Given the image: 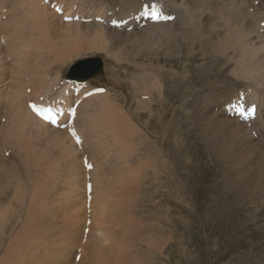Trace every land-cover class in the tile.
Listing matches in <instances>:
<instances>
[{
	"label": "bare ground",
	"instance_id": "1",
	"mask_svg": "<svg viewBox=\"0 0 264 264\" xmlns=\"http://www.w3.org/2000/svg\"><path fill=\"white\" fill-rule=\"evenodd\" d=\"M20 1L25 6H23L20 3ZM52 1H58V3L62 5V8L65 11L63 15H59L56 11L50 8L49 4L43 3V0H19L16 2L14 0H0V18H1L0 20V222L2 221L0 223V227L2 226V223H3V216L8 212V210L1 209V207H3L2 205H4L2 203L10 199L9 194L11 195V193L8 194L10 190V186H16L12 184V178L8 176L17 177L18 175L19 179H21L23 177L22 167H21L22 164H25L28 160H30L31 159L30 152H32V150H35V147L41 146L40 144L43 141H45L50 144H53L61 152L60 157L62 159L63 168L60 170H63V169L68 170L66 171L67 178H69V175H68L69 170L73 171V175L70 176V182L73 180L71 184V191L70 192L67 191V195L70 196V201L76 204L75 206L76 211H72V213H74L73 215L77 214V217L78 215L79 216L83 215L84 220L82 219L83 224H81L83 227L87 221L86 213L87 212L90 213L91 219H92V215L94 214V217H93L95 219L94 224L98 227L97 231L100 232V234L103 232L104 225L100 223V220L109 214L108 213L109 212L108 203L111 200L120 201L121 199L126 198L129 194L128 190L132 186L136 187L134 186V182L137 184L136 182L137 178L135 179L134 173L135 175L140 174L137 171H135L132 166V161H133L132 159H135V158H132V154L134 152L133 147H134V137H135L134 136L132 138V133L134 134L135 130L131 128L133 127L132 119H134V117L132 115L131 110H129V107L126 113L125 110L123 109L124 106H121L118 104L119 103L118 101L122 102V100L119 99L118 95H116L117 92L115 93L114 92L115 89L113 88L117 84L116 79H119L120 81L123 78L122 76H120V72L122 71L120 70L122 68L121 64L126 65V64H129L128 62H132L134 64V65L132 64L133 65L132 70H129L128 68L126 69L127 71L126 75L132 77L131 81H133V83L131 86H133L134 89L135 87L137 88V85L135 86V83L137 84L138 80H140V82L142 83L141 85L144 86V88H145V83L149 82L151 84L150 85L146 84L147 87L149 85V88L155 89V86H152L153 82H150L149 80L153 79V81L155 82V80H158L159 78H160L159 80H161L165 76V69H163L162 66L158 65L154 67L153 65H151V63L148 66H146L145 64L136 62L137 59H140L138 58L140 55L142 54L146 55V53H151L144 49L143 44H142L144 43L143 40L145 41V43L152 42L153 44H155L157 51L160 49V50H165L167 53H170L174 50L176 51L177 47L180 48V46L182 49L183 44L181 41H184L187 43V45H189V48H193L192 54H194V52L197 49L196 46H198L197 51L201 52L200 58H202L203 60L206 58L207 61L204 60L205 62H209L210 56H213L215 58L216 56H218L219 58L221 57L222 60L225 61L224 64L219 65L220 67L216 71V77L214 81L217 83L209 85L208 87L209 92L205 94H201L203 96V99L200 98V100L195 102L197 108L195 107L196 109H194L195 115L193 113L192 122L194 123L196 127L195 134L196 136L198 135L199 141L202 145V149L200 150L199 153L202 154V153L212 152V156L214 157L212 158V160L214 161V163H217L219 166L224 165L227 168L226 170H224L225 171L224 175H225V181H226L225 187L228 193V199H227V202H224L223 204H227L230 211L235 210L237 207L242 208L245 201H247L246 203H249L252 206L253 205L260 206L261 213L264 212V32L261 31V23L264 22V0H148V1L146 0H128V1L124 0L121 4L122 6H119V8L117 7L119 11H117V9H114V8L112 9L110 7L94 10V6H92L93 9L89 8V10H84L79 6L78 0H73L71 2H68L67 0H52ZM152 1H158L162 3L165 12L171 15H176L175 19L172 22L146 24L142 28H139L138 24L135 21H130V24L134 26L131 31H127L126 28H112L109 25H104L94 20L92 22H87V23H84L82 21L65 22L63 20L64 17L67 16V14L71 10H73L75 6H77L78 11L83 13L86 18L94 16V18L101 17L109 21L113 17H115L118 20H124V19L131 18L135 16L136 14H138L144 2L151 3ZM255 1L258 2L257 5L252 4ZM87 4L85 6H87ZM22 8L23 9L27 8L24 11L22 10L23 12L21 11L22 14L26 13L28 9L35 14L34 21L30 22L26 18H24V16L18 20L19 22L17 21L16 18L18 17L20 9ZM42 40L43 42H40ZM44 42L47 43V45L49 46V48L47 47L48 50L46 47H45L46 49L44 47H41L43 45H40V43L44 44ZM144 45H147V43ZM89 52L92 53L93 57L87 55V53ZM101 52H103L104 54L107 55V57L110 58L109 65H107L108 63L106 62L107 63L106 65L108 66V68L106 67L105 69H108V71H107V76L106 75L105 76H106V79L109 78L110 80L109 82H111L109 84H111V86L107 84L101 85L102 87L106 88V91L104 93H97L96 95L82 99L79 107L77 108L76 115L74 118V126L78 129V132L80 133V136H81L80 145H78L75 143L73 138L68 134V131L66 129L52 127L50 124H47L44 121L37 118L29 109L28 103L30 101H37L41 99L42 97L47 100H51L53 98L57 99L60 95H64L63 99L65 103L67 105H72L76 100L81 98L83 93L87 92L88 90L96 88L94 86H97V85L90 86L89 83H87L86 84L87 89L83 88L81 93L78 96H75L74 90L71 89L72 87H75V86H73V84L71 83H68L66 81L67 77H65L62 74L64 71V68L66 67L67 64H69L71 59H74V57L77 58V56H82V57L85 56L84 57L85 59L92 57L94 58V61H97L98 58L94 56H99V55H94V54L96 53L100 54ZM116 60H118V64L121 62L122 63L118 65L116 63ZM125 61L127 62L125 63ZM43 63L46 64L45 67L42 66L44 65ZM116 67L118 68L117 69L118 71L114 73ZM100 71H101V67L96 69L95 73L100 72ZM156 83H157L156 85L157 87L158 81ZM119 84L120 83H118V85ZM162 84L163 83H161L160 86H162ZM153 85H155V83ZM141 87L140 85H138V88H137L138 90L137 89L135 90L142 92L141 90H143V87L142 89H140ZM149 88H145L144 93H146V90ZM127 89L129 88L127 87ZM154 89H150V90L153 91ZM241 91H244L246 93L247 98L249 99V102L256 103L258 106L257 116L250 123L240 122L236 118L228 116L225 112V106L230 105L233 102V100L238 97ZM121 93H120V96H121ZM148 94L149 93H147V96H149ZM163 94L164 93H160V96H162V98H164ZM137 96H140V95H137ZM158 96H159V92H158ZM153 98L149 99L151 103H155V102H152ZM162 98H160L161 102L163 100ZM126 99H123V100H126ZM134 99L135 98L133 97L132 100L134 101ZM156 100L157 99L155 98L154 101ZM112 102H114V104ZM143 102L140 101L137 103L142 104ZM161 102H159V104ZM178 104L180 105V103ZM140 106L143 107L142 105ZM150 106L152 107V105H149V107ZM137 107L138 106H136V108ZM144 108L146 107L144 106ZM174 108L177 109L176 105ZM161 111H163V109ZM171 111H168V113L169 112L171 113ZM174 112L176 113L177 111L175 110L173 111V113ZM175 115L181 117L179 113ZM66 120H67V117H65L64 121ZM138 120H141L140 117H138ZM172 122H174V120ZM168 124L169 123H167V126ZM114 127H116L115 133H114V140H115V146H117L116 148L117 151H115V154H113L114 149L111 150V148H109L111 144L109 146V142L107 143L105 141V135L106 133H108L106 131ZM166 129L168 130V128ZM166 129L163 128L162 130L164 131L161 130L162 133L160 134L158 138V140H160L159 145H157L158 147L156 146L157 142L156 144L152 143L153 146L155 145L157 147V152L161 155V156L159 155L158 156L160 158L162 157V160L163 159L166 160L167 155H169L168 150H167L169 148L168 141H165V138L168 135L167 134L168 131ZM152 133L153 132L151 131V134ZM176 133H177L176 135H178V141H181L180 121L176 123ZM254 133L257 134V136H255ZM126 138H130V139L126 141L125 140ZM146 138H149V137H146ZM146 138H145V141L147 140ZM172 140H174L175 142L176 139H172ZM176 145L177 144H175L174 146ZM148 146L150 147V145ZM177 146H178L176 147L177 150L175 148L174 149H175L176 155H179V152L181 149V142L178 143ZM40 149L38 148L37 152H39ZM44 151H47V150H44ZM97 151H98V155L102 152L101 154L105 156L103 163L102 161H100L101 163L98 164L96 161H94L93 159H90L89 156L86 155L88 153L90 154V153H94ZM8 152H9V156H6ZM149 152L151 153L150 149H149ZM152 152L154 151L152 150ZM155 152H156V148H155ZM157 152L156 154H158ZM51 153L53 154V152ZM156 154H153V155L157 156ZM113 156L114 157L117 156V158L120 160L124 159V157L127 156V159L125 160L126 167H124L126 168L125 169L126 171H124V169L121 166H118L119 164H122L119 162H118V165L115 166V168H112L113 166H111V162H110L111 160H108V159H111ZM85 157L86 159L87 157L89 158L87 160H90V163H92L93 168H95L94 171L92 170L93 172L90 171V178H91L90 182L92 183V190L89 196L87 195V191H86L87 182L85 180V170L83 169V164H84L83 162H84ZM138 157H141V156H138ZM152 159L151 161H153ZM162 160L160 161L162 162ZM169 161L171 162V160ZM157 162L159 161H157V158H156L154 165L157 164ZM224 162H226V164ZM165 164L168 165L167 163ZM152 166L153 165H151V167ZM172 166H174V164ZM13 167L15 168V170ZM113 169H115L117 173V176L115 175L117 177V180L115 181L119 183L126 182L125 184L127 185V188H124L122 191H120L121 189L113 188L115 185V181L113 180L114 181L113 182L111 179L113 175L112 173L114 172ZM167 170L164 171V173L167 172ZM171 170H170V173H171ZM27 173L30 174L29 172ZM125 174L127 176H125ZM141 177L143 178V176ZM145 177H148V176L145 174L144 178ZM153 177L151 179H153ZM167 177L168 176H166V178ZM19 179H17V181H19ZM161 179H159V181ZM54 182H57V181H54ZM177 183L178 184L175 185L176 187L175 190L178 192L179 190H181L182 185L179 184V182ZM38 185L39 184H37V186ZM50 185L51 183L49 182V187ZM137 186H140V185L137 184ZM43 187L44 185H42V189ZM20 188L22 190L27 189L22 186ZM110 188L112 189L110 190ZM144 188L146 187L144 186L142 189ZM222 189L225 190V188H222ZM39 191L34 190L33 192L32 191L30 192H32L31 194L36 193L37 195ZM176 191L174 193H176ZM132 192H133V189H132ZM15 196L17 195L15 194L11 198L14 199L16 198ZM54 196L55 195L51 191V189L50 191L45 192L42 198H38L36 196L35 197L36 202L43 200L42 201L43 203L37 206V210L44 209V205H45L44 203H46L47 200L49 201L52 198H54ZM56 196H58L59 198V195H56ZM129 197H132V196L130 195ZM184 197L185 195L182 194V198ZM164 198H167V197H164ZM24 199L25 197H23V200ZM177 199H179V197L176 198V200ZM159 202L161 201L159 200ZM33 203H34V200L32 199L31 205H30L31 211L35 210L33 207ZM126 203H128V201H126ZM179 205L181 207V204ZM128 207L132 208V206H128ZM136 207L138 208V206ZM64 208L65 207L63 206V209ZM87 209L88 211L86 212ZM11 211H13V208ZM127 212L128 211H126V213ZM154 214L153 216L155 217ZM178 215L179 214H177V217ZM250 215L252 216V218H254L253 214H249V216ZM69 216L71 217V215ZM75 216L72 217L73 220L75 219ZM6 218L7 217H5V219ZM125 218H127V216H125ZM171 218L172 217H170V221L166 218L164 219L165 221L171 222ZM8 219H6V221ZM67 219H70V218H67ZM70 220H71V223H74L76 219L74 220V222H72V219ZM134 220L135 219H133L132 222H134ZM66 221H69V220H66ZM123 221H125V219ZM20 222L21 220L17 222L18 230L10 231V229L8 228L9 232H6L4 229V226L1 227L0 238H2L3 236L6 237V240L4 241L6 248L4 247V244H2L3 248H5V252L3 254V252L1 251L2 254H0V264H39L38 261H36V259L28 260L24 257L25 255L23 256L22 254V252L26 248L30 247L32 243H29L28 241V244H27L26 239H24L25 238L24 236L26 234L25 231L30 226V223L26 224V221H25L23 225H20L19 224ZM158 223L156 222V224ZM166 223L167 222H165V224ZM174 227H176V225ZM121 230L123 231V229ZM128 232L126 233L127 235H128ZM153 232L147 233L148 236L142 239L147 246L153 249H156L158 253L163 255L164 253L163 251H165L164 250L165 244L166 242H168L167 240H169L170 238L163 236V235L158 237L154 235ZM80 234H83V233H80ZM27 235H26L27 238L30 237ZM130 235L131 237L133 236L132 233ZM157 235L159 234L157 233ZM133 238L132 240H134ZM143 241L140 240V242H143ZM64 242L65 241H63V243ZM129 243H131V241ZM2 245H0V247ZM109 248L110 247L108 248L106 247L105 249L107 250ZM96 250H99V249H96ZM122 250L121 252H123ZM126 250H127V247H126ZM56 251H58V249ZM121 252L120 253L117 252L118 255L121 254ZM106 253H109V252H106ZM123 253L126 254L127 252L126 253L123 252ZM130 253L133 254L132 250L130 251ZM130 253H128L129 256L131 255ZM1 255H3V257ZM111 255H109V257ZM133 255H132L133 257L130 256L131 258L129 257L127 259H124V258L121 259L122 255L118 257L116 254L117 256L116 258L113 257L112 259H106V260L103 259V261L99 258V261L100 262L102 261L100 264H149L150 263V262L148 263L147 260L144 261L141 258H138V256L135 258V254ZM39 258H41V255ZM244 264H249V263L248 261H246L244 262Z\"/></svg>",
	"mask_w": 264,
	"mask_h": 264
},
{
	"label": "rangeland",
	"instance_id": "2",
	"mask_svg": "<svg viewBox=\"0 0 264 264\" xmlns=\"http://www.w3.org/2000/svg\"><path fill=\"white\" fill-rule=\"evenodd\" d=\"M14 1L16 2L19 0H14ZM67 1L71 2L73 0H70V1L67 0ZM78 1H79V6L82 5L81 7L84 10H89V8L93 9L92 6H94V9H97V7L98 8L110 7L112 9L114 8V9H117V11H119V9L117 7L122 6L121 4L124 0H82L86 4L89 3V4H87V6H85L86 4H84L81 0H78ZM20 3L23 6H25L21 1H20ZM251 3H250V5H251ZM252 4L257 5L258 2L255 1ZM88 5H89V7H88ZM112 5H113V7H111ZM26 9L27 8L20 9L19 15L20 14L21 15L20 16L18 15V17L16 18L17 21L20 18H22L23 16H24V18H26L30 22L34 21L35 14L33 12H31L29 9L27 10L26 13L22 14V12ZM40 42H43V40ZM143 42L144 43H142V44H143L144 49L147 50L148 52H151V53H146V55L145 54L140 55L138 57L140 59H137L136 62L145 64L146 66H148L150 63L154 67L158 66V65L162 66L163 69H165V76L161 80H159L160 78L158 80H155V82L153 81V79L149 80L150 82H153L152 86H155V89L149 88V85L151 83H149V82L145 83V88H149V89H147L148 91L146 90V93H144L145 88H144V86L141 85L142 83L140 82V80L136 79L138 81H137V84L135 83V86L137 85V88H138V85H140V87L142 86L143 87V90H141L143 92L142 93L140 91H136L135 90V89H137L136 87L134 89V87L131 86L133 83V81H131L132 77L126 75V73H127L126 69L128 68L129 70H132L133 69L132 66L134 64L132 62H128L130 65L129 64L122 65L121 64L122 62L118 64V60H116V63L118 65L121 64V66H122V68L120 69V70H122L120 72V76H122L123 78L120 81H119V79H116L117 84L115 87H113L115 89L114 92L115 93L117 92L116 95H118L119 99L122 100V102L118 101L119 103L118 102L117 103L121 106H124L123 109L125 110V112L127 111L128 107H129V110H131L134 119L136 118L135 120L132 119V126L133 127H131L132 129L135 130V133L134 134L132 133V138L135 136L134 137V147H133L134 152L132 154V158H135V159H132L133 160L132 166H133V169L135 171L140 173V174H136V175L134 173L135 179L137 178L136 182L140 186H137V184L134 182V186H136V187H133V186L131 187L133 189V192H132L131 188L128 190L129 194L126 198L121 199L120 200L121 202L116 201V200L115 201L111 200L108 203V205H109V212H108L109 214L107 215L108 217L105 216L103 219L100 220V223H102L104 225L103 226V232L101 234H100V232L97 231L98 227L94 224L95 223V219L93 218L94 214L92 215V219H91L90 213L87 212L88 209L86 210V212L88 213V214L86 213L87 221L84 224V226H83L84 228H83L81 225V224H83L82 222L84 220L83 215L82 216L78 215V217H77V214H75L76 216L73 215L74 213H72V211H76V207H75L76 204L74 202L70 201V196L67 195V191L68 192L71 191V184H72L73 180L70 182V176L73 175V171L69 170V172H68L69 178H67L66 177V174H67L66 171H68V170H66V169L60 170L63 168L62 159L60 157L61 152L53 144H50L48 142L43 141L40 144L41 146L35 147L36 151L32 150V152H30L32 160L30 159L25 164H22V166H21L22 167V173H23V177L21 178L22 180L19 179L18 175H17V177L8 176V177L12 178V184L16 185V186H10V190L8 192V194L11 193V195L9 194L10 199H8L2 203L6 206L2 205L3 207H1V209L8 210V212L3 216V223H2L1 227L4 226L5 231L9 232V229H10V231L18 230L17 222L20 220H21V222L19 223L20 225H23L25 223V221H26V224L30 223V226L28 227L29 229L27 228L25 231L26 232V234L24 236L25 238L24 237L23 238L26 239L27 244L29 241V243H32L33 245L31 244L30 247L26 248L22 252V254H23V256L25 255L24 257L28 260L36 259V261H38L39 264H65V263H67V264H97V263L100 264L103 261V259L104 260L112 259L113 257L116 258L117 256L119 257L121 255H122L121 259H123V258L127 259L130 256L133 257L134 256L133 254H135V258L138 256V258H141L144 261L147 260L148 263L150 262L149 264H224V263L225 264H244V262H246V261H248L249 264H263L264 263V212L261 213L260 206H258V205L252 206L251 204L246 203L247 201H245V203L243 204L244 207L243 206H242V208L237 207L235 210H232V211L229 210L227 204H223L224 202H227V199H228V193H227V190L225 187L226 181H225V175H224L225 174L224 170H226L227 168L224 165L219 166L217 163H214V161L212 160V158H214L212 156V152H210L211 154L210 153H202V154L199 153L200 150L202 149V145L199 141L198 135L196 136V134H195L196 133V131H195L196 127H195L194 123L192 122L193 113L195 115L194 109L197 108L195 102L200 100V98L203 99V96L201 94H205V93L209 92V88H208L209 85L217 83L214 81L215 77H216V71L219 69V67H220L219 65L224 64L225 61L222 60L221 57L219 58L218 56H216V58H215L213 56H210L209 62H205V61H207L206 58L204 59L205 61L202 58H200L201 52L197 51L198 46H196L197 49L194 52V54H196V55H194V54H192L193 48H189V45H187V43L184 41H181L183 44L182 49L180 46V48L177 47V50H176L177 52L174 50L170 53H167L165 50H160V49L157 51L155 44H153L152 42L151 43L146 42L147 45H144V44H146L144 40H143ZM40 45H43L41 47H44V48L48 47L49 48V46L45 42H44V44L40 43ZM48 48H47V50H48ZM179 50H180V52H179ZM87 55L93 57L91 52L87 53ZM94 55H99V56H94V57H100V55H101V57H103L104 67H103V71L99 75L95 76L93 79L89 80L88 83L90 84V86L97 85L94 87H102L101 85H106V84L111 86V84H109V83H111V82H109L110 81L109 78L106 79L108 69H105L106 67L108 68L107 65H109L110 58L107 57V55L104 54L103 52H101L100 54L96 53ZM190 55H192V56H190ZM84 57L85 56H83V57L77 56L78 59L75 57H74V59H71L69 64H67L66 67L64 68V71L62 74L66 75L71 64L76 62L75 60H80V58L83 59ZM71 61H72V63H71ZM126 62L127 61H125V63ZM43 64L44 65H42V66L45 67L46 64L45 63H43ZM117 69L118 68L116 67L114 73H116L118 71ZM167 73H169V74H167ZM170 76H172V77H170ZM105 79H106V81H105ZM127 79H129V80H127ZM157 81H158L159 87L158 86L156 87ZM160 82L163 83L162 86H160L161 85ZM118 83H120V84L118 85ZM154 83H155V85H153ZM146 84H149L148 87ZM127 87L129 89L131 88L130 91H129V89H127ZM132 87H133V89H132ZM142 87L140 89H142ZM156 88H158V89H156ZM150 89H154L155 91L154 90L152 91ZM159 89H160V91H159ZM121 92H123V93H121ZM132 92H134V93H132ZM138 92H140V93H138ZM153 92H154V94H153ZM158 92H159V96H158ZM120 93H121L122 97L120 96ZM147 93H149L148 94L149 96H147ZM160 93H164L163 94L164 98H162V96H160ZM137 95H140V96H137ZM133 97L136 100L134 99V101H133L132 100ZM146 97H148V98H146ZM150 98H153L152 102H155V103H151L149 101ZM155 98L157 99L156 101H154ZM160 98H162L163 100L165 99V100L164 101L162 100V102H161ZM123 99H126V100H123ZM136 101L137 102H140V101L143 102L144 101L145 103L143 102L141 104V103H137ZM159 102H161V103L159 104ZM146 103L149 105H152V107L150 106L151 109H150L149 105H147ZM178 103H180V105ZM192 104H193V106H192ZM140 105H142L143 107H141ZM164 105H165V107H164ZM175 105H176L177 109L179 108L178 110L176 108H174ZM136 106H138V107L136 108ZM144 106L146 108H144ZM168 106H169V108H168ZM140 107H141V109H140ZM134 108L136 109V111ZM170 108H172L173 110ZM180 108H181V110H180ZM162 109H163V111H161ZM174 109L177 111L176 113L175 112L174 113L175 114L179 113V115H181V117L177 116L173 113V111H175ZM137 111L138 112L141 111V112L138 113ZM165 111H166V113H165ZM168 111H171V113L170 112L168 113ZM154 112L156 115L154 114ZM144 113H146V114H144ZM149 113L150 114L152 113L154 116L152 114L150 115ZM138 117H140L141 120H138ZM179 118H180V120H179ZM166 120H167V122H166ZM168 120H169V122H168ZM173 120H174V122H172ZM179 121L181 124V141H178V135H176L177 134L176 133V123ZM170 122H172V123H170ZM165 123H166V125H165ZM167 123H169L168 126H167ZM115 128L116 127L106 131L108 133H106V135H105V141L107 143L109 142V146L111 144V146L109 148H111V150L114 149L113 154H115V151H117L116 150L117 146H115V140H114ZM145 128H147V129H145ZM161 128L162 129L168 128V130L166 129L168 131L167 132L168 135L166 134L167 137L165 138V141H168L169 148L167 150H168L169 155H167L166 160H164V159L162 160V157L161 158L159 157L161 155L157 152V147H158L157 145H159V143H160V140H158V138H159L160 134L162 133ZM151 131L153 132L152 134H151ZM162 131H164V130H162ZM147 134H148V136H147ZM111 136H113V137H111ZM171 136H172V138H171ZM255 136H256V134H255ZM146 137H149V138H146ZM154 137H155V139H154ZM145 138L147 139L146 141H145ZM129 139L130 138H126L125 140L128 141ZM172 139H176L175 142ZM51 140H53V139H51ZM156 142H157V144H156ZM180 142H181V149H180L179 155H176L175 149L177 150L176 147H178L177 145ZM45 143H47V144H45ZM152 143L156 144L157 147L155 145H154L155 146L154 147L152 145ZM137 144H138V146H137ZM175 144H177V145L174 146ZM148 145H150L151 148ZM38 148L39 149L41 148L42 151L40 149L39 152H37ZM155 148H156V152L158 154H156ZM149 149H150L151 153L149 152ZM44 150H47V151H44ZM146 150H147V152H146ZM152 150L155 153L152 152ZM51 152H53V154ZM34 153H35V155H34ZM101 153L99 155L102 157H100L98 155V151L94 152V153H90V154L88 153L86 155H88L90 159H93L94 161H96L99 164V163H101L100 161H102V163H103L104 162L103 160L105 159L104 158L105 156H103ZM8 154L9 153H7L6 156H9ZM153 154H156L157 156H154ZM170 154H172V155H170ZM138 156H141V157H138ZM173 156H174V158H173ZM152 157H153V159H152ZM89 158L87 157V159H89ZM156 158H157V161H159V162H157L158 165L155 164L157 166L154 165ZM126 159H127V156H125L124 159H121V160L118 159L117 156H115V157L113 156L111 159H108V160H111L110 162H111V166H113L112 168H115V166H117L118 162H119L122 164H119L118 166H121L124 169V171H126L125 170L126 168H124V167H126L125 166V163H126L125 160ZM151 159L153 161H151ZM160 160H162V162ZM169 160H171V162ZM87 161L90 162V160H87ZM136 163H137V165H136ZM165 163H167L168 165H166ZM224 163L226 164V162H224ZM27 164H29V165H27ZM173 164H174V166H172ZM147 165H148V167H147ZM151 165H153V166L151 167ZM160 167H161V169H160ZM170 167L172 170L170 169ZM179 167H181V168H179ZM151 168H153V169H151ZM83 169L85 170L86 182H90V179H91L90 178V171L93 172L95 168L92 169L93 171L87 170L83 164ZM14 170H15V168H14ZM166 170H167V172L164 173V171H166ZM170 170H171V173H170ZM113 171L114 172L112 173L113 175H112L111 179H112V181L113 180L115 181V180H117V177H116L117 173H116L115 169H113ZM161 171H162V173H161ZM27 172H29L30 174H28ZM49 172H50L51 176H50ZM151 172H152V174H151ZM168 172L170 173V175ZM25 173H27V174H25ZM145 174L148 177L144 178ZM153 174H155V175H153ZM31 175H32V177H31ZM125 176H127V175L125 174ZM141 176H143V178ZM166 176H168L167 178L169 180L166 178ZM54 177H55V179H54ZM113 177H115V178H113ZM152 177H153V179H151ZM17 179H19V181H17ZM159 179H161V180L159 181ZM54 181H57V182H54ZM49 182L51 183L50 187H49ZM177 182H179V184H181L183 187V188L181 187V190H179L178 192L175 190L176 189L175 185L178 184ZM125 183L126 182L119 183V182L115 181V185L113 188H118V189H121L120 191H122L124 188H127V185ZM37 184H39L38 186L40 188L37 186ZM142 184L146 187V188H144L145 190L142 189L144 187ZM42 185H44L43 189H42ZM21 186L24 188H27V189L22 190L20 188ZM86 186H87V184H86ZM152 186H153V188H152ZM161 187H162V189H161ZM222 188H225V190ZM33 189L36 191H39V190H41V191H39V193L37 195H36V193L31 194L34 191ZM50 189L55 195L54 198H52L49 201L47 200L46 203H44L45 204L44 209H41V210L38 209L37 210V206H39V204L43 203L42 202L43 200L36 202L35 197L37 196L38 198H42L43 194L45 192L50 191ZM111 189L112 188H110V190ZM142 190H143V192H142ZM171 190H172V192H171ZM30 191H32V192H30ZM175 191H176V193H174ZM155 192H157V193H155ZM182 192H184V193H182ZM167 193H169V194H167ZM170 193H172V194H170ZM15 194L17 195V196H15L16 198L12 199L11 197H13ZM182 194L185 195L184 198H182ZM56 195H59V198ZM130 195L132 197H129ZM149 196H151L153 199ZM23 197H25L24 200H23ZM164 197H167V198H164ZM178 197L180 200L179 199L176 200V198H178ZM32 199L34 200L33 207L35 209L33 211H31V209H30ZM166 199H168V200H166ZM18 200H19V202H18ZM159 200L162 203L159 202ZM126 201H128V203H126ZM140 202H141V204H140ZM168 202H169V204H168ZM158 204H160L161 207ZM164 204H165V206H164ZM179 204H181V207ZM63 206L65 207L64 209H63ZM128 206H132V208L128 207ZM136 206H138V208ZM6 207H8V208H6ZM15 207H16V209H15ZM214 207H215V209H214ZM245 207H246V209H245ZM12 208H13V211H11ZM113 210H115V211H113ZM118 210L120 211V213ZM125 210L128 212L126 213ZM158 210H159V212H158ZM66 211H67V213H66ZM125 213H126V215H125ZM169 213H170V215H169ZM8 214H10V215H8ZM153 214L155 215V217L153 216ZM171 214H172V216H171ZM177 214H179L178 217H180V218L177 217ZM249 214H253L254 218H252L251 215L249 216ZM11 215L13 218L11 217ZM69 215H71V217ZM164 215H165V217H164ZM74 216L76 219V220L74 219L75 222L72 218ZM125 216H127V218L128 217L129 218L127 219V218H125ZM5 217H7L6 219H8V218L9 219L6 221ZM66 217L72 219V222H74V223H71V220L67 219ZM116 217H117V219H116ZM149 217H151V218H149ZM170 217H172L171 222H169ZM164 218L168 219L169 221H165ZM124 219H125V221H123ZM133 219H135L134 222H132ZM39 220H41L42 222ZM66 220H69V221H66ZM174 220H176V221H174ZM158 221H159V223H158ZM156 222L158 224H156ZM165 222H167V223L165 224ZM79 223H80V225H79ZM146 225H148V226H146ZM175 225H176V227H174ZM76 226H78V227H76ZM1 227H0V230H1ZM45 227H47V228H45ZM129 227H130V229H129ZM147 227L149 230L147 229ZM156 227H158V228H156ZM30 228H31V230H30ZM120 228L123 229V231ZM79 229H81V230H79ZM127 229L129 230V232ZM117 230H118V232H117ZM150 230H152V231H150ZM27 231H28V233H27ZM82 231H84V232H82ZM130 231L133 235L132 237L130 235L131 234ZM127 232H128V235L126 234ZM150 232H153L154 235H156L158 237L163 235V236L170 238V239L167 238L169 240L166 239L168 242H166V244H165L166 248L164 247L165 251H163L166 255L164 253H163V255L158 253V251H156V249H153L144 243L142 238L147 237L148 236L147 233H150ZM80 233H83V234H80ZM133 233L135 234V236ZM157 233L159 235H157ZM0 234H1V232H0ZM111 234H112V236H111ZM26 235L30 236V237L27 238ZM118 235H120V236H118ZM121 235H122V237H121ZM140 235H141V237H140ZM82 236H83V238H82ZM136 237H138V238H136ZM57 238H58V240H57ZM65 238H66V240H65ZM132 238L134 240H132ZM27 239H29V240H27ZM31 239H33V240H31ZM5 240H6V237H4V236L2 238H0V245L4 244ZM62 240L65 242L63 243ZM140 240H142L143 242H140ZM66 241H68V242H66ZM130 241H131V243H129ZM135 242H136V244H135ZM59 244H60V246H59ZM128 244L129 245L131 244V245L129 246ZM62 245H64V246H62ZM74 245H76V246H74ZM166 245H168V246H166ZM33 246H34V248H33ZM4 247H5V244H4ZM106 247L107 248L110 247V248L106 250L105 249ZM126 247H127V250H126ZM133 247H135V248H133ZM5 248H3V245L0 247V254H2V252L4 254ZM59 248H60V250H59ZM32 249L34 252L32 251ZM57 249H58V251H56ZM96 249H99V250H96ZM35 250H36V252H35ZM121 250L123 252H125V253L127 252V253L124 254L123 252H121ZM128 250H130V251L132 250L133 254L130 253V251H128ZM71 251H73V252H71ZM106 252H109V253H106ZM117 252L118 253L121 252V254L118 255ZM128 253H130L131 255L129 256ZM116 254H117V256H116ZM35 255H37V256H35ZM40 255H41V258H39ZM78 255H79V258L77 259ZM109 255H111V256L109 257ZM126 255H127V257H126ZM1 256L3 257V255H1ZM99 258L102 260L101 262L99 261ZM73 260H75V261H73ZM68 261H69V263H68ZM82 261H83V263H82ZM93 261H95V262H93ZM130 261H131V259H130Z\"/></svg>",
	"mask_w": 264,
	"mask_h": 264
},
{
	"label": "water",
	"instance_id": "3",
	"mask_svg": "<svg viewBox=\"0 0 264 264\" xmlns=\"http://www.w3.org/2000/svg\"><path fill=\"white\" fill-rule=\"evenodd\" d=\"M100 62L96 61L95 63L86 62L84 64L77 63L67 75L70 79H75L83 81L92 77L95 74V70L100 68ZM97 73V72H96Z\"/></svg>",
	"mask_w": 264,
	"mask_h": 264
},
{
	"label": "snow or ice",
	"instance_id": "4",
	"mask_svg": "<svg viewBox=\"0 0 264 264\" xmlns=\"http://www.w3.org/2000/svg\"><path fill=\"white\" fill-rule=\"evenodd\" d=\"M34 108H35V106H33ZM42 111V110H41ZM46 119H51V117H45ZM73 134H75V133H73ZM89 167H91L90 165H89Z\"/></svg>",
	"mask_w": 264,
	"mask_h": 264
}]
</instances>
